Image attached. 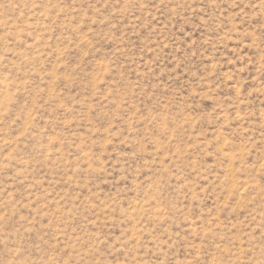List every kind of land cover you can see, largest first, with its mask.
I'll return each instance as SVG.
<instances>
[{
  "label": "rangeland",
  "instance_id": "374dc122",
  "mask_svg": "<svg viewBox=\"0 0 264 264\" xmlns=\"http://www.w3.org/2000/svg\"><path fill=\"white\" fill-rule=\"evenodd\" d=\"M0 264H264V0H0Z\"/></svg>",
  "mask_w": 264,
  "mask_h": 264
}]
</instances>
